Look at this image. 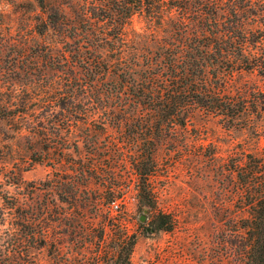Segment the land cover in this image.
Listing matches in <instances>:
<instances>
[{
    "label": "rangeland",
    "instance_id": "1",
    "mask_svg": "<svg viewBox=\"0 0 264 264\" xmlns=\"http://www.w3.org/2000/svg\"><path fill=\"white\" fill-rule=\"evenodd\" d=\"M81 1L48 0L43 8L40 0H0V248L12 247L16 227L28 234L40 221L49 238L58 239V249L52 240L36 246V238L27 236L17 263L94 264L93 246H84L71 225L84 223L100 205L128 210V227L139 234L135 264H244L243 232L237 228L247 210L227 161L264 147V109L249 112L252 119L241 123L197 110L186 127L162 132L151 182L157 208L171 212L176 226L147 230L154 212L138 209L134 159L150 149L151 132L141 129L137 113L98 106L96 93L87 92L86 69L71 52L77 46L71 16ZM59 6L58 20L45 27L43 17ZM127 29L150 40L154 33L168 37L173 28L139 12ZM238 87L249 99H263L264 74L236 72L233 91ZM93 159L100 164L91 190L121 184L122 197L84 204L92 192L84 189L85 169ZM74 185H80L79 201L65 200V189Z\"/></svg>",
    "mask_w": 264,
    "mask_h": 264
},
{
    "label": "trees",
    "instance_id": "2",
    "mask_svg": "<svg viewBox=\"0 0 264 264\" xmlns=\"http://www.w3.org/2000/svg\"><path fill=\"white\" fill-rule=\"evenodd\" d=\"M40 1L46 8L48 0ZM79 4L76 15L71 16L72 35L77 37V46L71 52L86 69L85 88L89 94L96 93L98 106L129 109L138 114L141 129L150 130V149L134 159L139 174L138 209L148 207L154 212L147 230H172L176 218L157 208L151 182L162 132L186 127L197 110L219 115L230 123L252 119L249 112L261 113L264 97L249 99L240 87L233 91L232 81L235 73L243 70L264 74V1L82 0ZM61 10L59 6L55 13L43 17L45 27L58 20L54 16L58 18ZM139 12L170 22L173 29L169 36L159 38L154 33L149 40L139 32L130 35L128 24ZM105 82L111 85L102 87ZM99 164V159L90 160L85 169L83 185L89 192L92 172ZM227 168L235 178L241 205L247 210L241 229L237 228L243 232L244 264H264V147L231 155ZM79 188L74 185L65 189L63 198L79 201ZM93 190L84 204L109 202L124 194L121 184ZM95 206V212L84 223L71 225V233L79 236L84 246H93L94 264H135L132 253L139 234L128 227L130 214L126 207L114 212ZM23 216L31 218L28 212ZM34 222L28 234L20 227L14 229L12 247L0 248V264H23L17 263L15 256L20 254L27 236L36 238V246L52 240L50 244L56 247L58 239L49 238L48 226Z\"/></svg>",
    "mask_w": 264,
    "mask_h": 264
},
{
    "label": "water",
    "instance_id": "3",
    "mask_svg": "<svg viewBox=\"0 0 264 264\" xmlns=\"http://www.w3.org/2000/svg\"><path fill=\"white\" fill-rule=\"evenodd\" d=\"M145 216L143 215L142 218H144Z\"/></svg>",
    "mask_w": 264,
    "mask_h": 264
}]
</instances>
